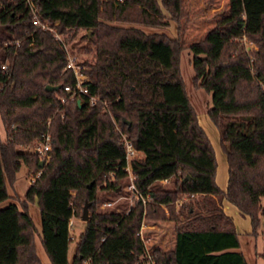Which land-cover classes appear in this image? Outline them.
Returning <instances> with one entry per match:
<instances>
[{"label":"trees","instance_id":"1","mask_svg":"<svg viewBox=\"0 0 264 264\" xmlns=\"http://www.w3.org/2000/svg\"><path fill=\"white\" fill-rule=\"evenodd\" d=\"M32 1L38 17L64 41L86 30L82 37L94 44L92 59L85 60L88 87L108 104L62 101L58 93L76 81L63 41L34 22L28 0H0V115L6 132L4 138L0 133V201L9 196L22 162L36 169L22 207L12 202L0 208V264H135L145 250L138 233L143 220L174 225L173 246L153 248L156 264H249L222 201L248 215L251 231L258 232L264 214V0H228L214 25L191 41L181 32L191 20L184 0ZM164 9L178 23L177 36L112 22L161 25ZM186 46L193 52L195 85L212 91L208 114L227 156L225 187L217 181L215 146L186 89ZM118 126L144 153L132 160V170L146 200L99 210L98 185L117 190L126 182ZM47 129L50 157L41 165L38 153L19 145L38 142ZM166 177L171 185L163 183ZM36 199L49 263L36 248L28 208ZM86 201L92 212L70 259V221L82 216Z\"/></svg>","mask_w":264,"mask_h":264},{"label":"rangeland","instance_id":"2","mask_svg":"<svg viewBox=\"0 0 264 264\" xmlns=\"http://www.w3.org/2000/svg\"><path fill=\"white\" fill-rule=\"evenodd\" d=\"M184 4L188 9H190L191 20L186 23L187 27L181 32L189 41L201 38L206 33V31L214 25L215 20L220 17L221 14L228 8V0H184ZM164 10V20L166 23L161 25H149L139 22L118 20H114L112 22L125 26L135 25L148 32L159 31L165 32L170 36H177L179 34L178 23L170 16V13L166 9ZM85 31L86 30L84 28L79 29L78 34L72 40L67 42L70 52L74 55L76 61L84 65V70L88 68V64L85 60L92 59L94 52V44L89 39L82 37V34H84ZM245 41L247 46L258 48L257 43L253 40L245 39ZM192 57L193 52L190 50V48L187 46L184 47L181 52V70L188 95L198 112L199 120L210 135L215 145L218 158L217 181L220 185H224L227 183L228 178V162L225 158L226 152L220 142V130L208 114V108L213 103L212 91L195 85L193 81L194 68L192 64ZM0 133L3 138L6 136L5 126L1 119V115ZM36 143L19 145V147L22 148V150H24L26 153L31 154L35 152L33 148ZM40 158L45 162L44 158ZM35 170L36 169L31 167V165L27 164L26 162H22L21 168L18 170L16 180L13 183L8 184L9 196L0 201V208L12 202H16L20 207H22L23 199H25V192L29 184L34 180L32 179L33 175H36ZM163 183L165 185H171L172 181H163ZM97 194L100 197V200L97 204V209L99 210L114 207H120L122 210H124L126 206L133 202V200L123 197L125 194V189L123 188L112 190L110 188H104L101 187V185H98ZM109 200H115V202L112 205H107L105 202ZM28 208L37 228L35 235L37 252L44 262L49 263V255L45 250L41 240V210L37 199L34 201H28ZM82 212L83 210L81 213ZM91 212L92 209L89 208V215ZM149 222L161 224V228L152 229L153 241L160 244L163 248L170 247L173 242L174 235L173 223L171 221H163L162 223L161 221ZM70 225L71 234L74 238L69 249V258L71 259L75 252L78 236L82 229L86 226V220H83L81 216H74L72 217V223ZM164 229H166L165 232H163ZM237 230L240 238L239 249L244 252L249 264H264V214L262 215V222L257 233H253L251 231V220L248 215H246L244 219H240L239 228H237Z\"/></svg>","mask_w":264,"mask_h":264},{"label":"built area","instance_id":"3","mask_svg":"<svg viewBox=\"0 0 264 264\" xmlns=\"http://www.w3.org/2000/svg\"><path fill=\"white\" fill-rule=\"evenodd\" d=\"M32 10L34 11V22L41 25L44 28H50L54 31V34L56 37L60 38L65 46L66 52H67V65L66 67H69L73 70L75 73L76 81L74 84L64 85L65 94L58 93V97L64 101L67 98H76L77 100L80 99V102H88L90 105H94L98 102H103L104 105L107 106L108 102L106 100L100 99V97L97 94L91 93L88 87V82L90 80L88 73L84 70V65L78 61H76V58L74 55L70 52L69 47L67 45V42L64 41L63 35L56 30L54 26L50 24L49 21L41 20L37 15V9L38 6L32 1L28 0ZM8 63H3L2 67L7 68ZM115 120V119H114ZM118 128L121 131V141L123 146L125 147V157H126V170L127 174L125 176L126 182L123 186H120V188L125 189V194L123 197L129 198L133 200L134 198L143 197L144 200H146V197L142 194V192L138 189L136 183H135V174L132 170V160L134 158L140 157V152L138 148L134 145L131 138L129 137L128 132L123 131L119 126ZM51 132L49 129H47L43 133V138L40 139L36 145L34 146V151L40 155V157L44 158L45 160L49 159L50 157V149H51ZM111 179L115 178V174L113 172L110 173ZM35 175H33L34 179ZM163 181H168L169 178H163ZM195 192H191V194H184L180 198L177 199V205H180L184 200H186L189 196H194ZM115 202V200H109L105 203L107 205H112ZM72 223V219L70 221V224ZM154 228H161V225L159 223H151L147 220H143L140 226V229L138 233L140 234L144 245L145 250L140 256V258L135 262V264H156L154 260V254H153V248L157 245H160L158 243H155L152 238V229Z\"/></svg>","mask_w":264,"mask_h":264},{"label":"crops","instance_id":"4","mask_svg":"<svg viewBox=\"0 0 264 264\" xmlns=\"http://www.w3.org/2000/svg\"><path fill=\"white\" fill-rule=\"evenodd\" d=\"M213 142V141H212ZM221 142V141H220ZM214 144V143H213ZM215 146V145H214ZM216 149V148H215ZM141 153V156L144 154L142 151L140 152ZM225 158H226V160H227V156H226V153H225ZM228 162V161H227ZM218 173V172H217ZM227 180H228V178H227ZM226 184L227 183H225L224 185H222L221 184V186L222 187H225L226 186ZM222 205H223V207H224V209L229 213V214H231L232 216H233V218H234V221H235V223H236V227L237 228H239V223H240V219L241 218H245L246 217V215L245 214H243L241 211H240V209L234 204V203H232V202H230V201H228L227 199H223V201H222ZM164 221H169V220H164ZM159 222V221H158ZM163 221H161V223H162ZM160 224V223H159ZM161 225V224H160ZM82 230H84V228L82 229ZM165 230L166 229H164L163 230V232H165ZM174 241H175V231H174V235H173V242H172V244H171V246H173V244H174ZM161 246V245H160ZM170 246V247H171ZM169 248V247H168Z\"/></svg>","mask_w":264,"mask_h":264},{"label":"water","instance_id":"5","mask_svg":"<svg viewBox=\"0 0 264 264\" xmlns=\"http://www.w3.org/2000/svg\"><path fill=\"white\" fill-rule=\"evenodd\" d=\"M46 88L47 89H50V90H57L60 88V85L59 84H47L46 85ZM78 103L79 105H81L82 103L80 102V99H78ZM44 161L41 160L40 164L43 165ZM189 176V174H188ZM81 218L83 220H88L89 219V201H86L85 204H84V207H83V212H82V216Z\"/></svg>","mask_w":264,"mask_h":264}]
</instances>
